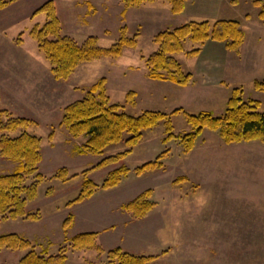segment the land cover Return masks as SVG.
I'll return each mask as SVG.
<instances>
[{
    "label": "rangeland",
    "instance_id": "1",
    "mask_svg": "<svg viewBox=\"0 0 264 264\" xmlns=\"http://www.w3.org/2000/svg\"><path fill=\"white\" fill-rule=\"evenodd\" d=\"M47 1L54 4L62 35L79 44L93 36L100 47H110L119 38L121 28H125L126 38H134L137 43L125 48L118 58L80 63L67 79H56L30 35L34 26L46 22L44 14L34 13ZM227 1L235 5L237 0ZM239 1L237 8L222 3L214 9L192 11L193 15L189 10L173 15L167 0L131 6L124 15L122 0H14L0 9V36L7 30L12 35L7 43L23 46V51L19 48L9 58L26 63V68L20 66L13 73L5 68L0 72L5 79L0 80V109L35 123L26 131L41 138V160L36 172L26 178V185L33 184L37 174L43 177L35 198L25 207L37 219L0 215V235L17 234L28 240L36 253L45 249L47 255H56L66 247L65 264H107V252L116 247L155 257L148 264H264V143L224 144L216 132L205 129L187 153L179 138L165 140L164 123L160 121L144 130L132 149L122 140L98 155L79 154L77 147L83 146L87 137H72L61 124L63 109L83 98L100 79L105 80L110 104L121 105L131 115L146 110L166 113L175 136L188 133L191 126L182 113L172 112L181 109L192 114L207 111L221 115L235 87L242 90L243 99L260 102L259 110L263 111L264 91H256L253 82L264 79L260 68L263 55L256 47L257 39L264 35L252 30V26L246 28L243 60L233 52L227 58L224 72L231 81L227 79L223 87L208 85L199 76L187 88L152 80L144 65V58L156 50L153 38L160 31L189 21H214L213 18L240 23L244 14L258 20L254 0L249 4ZM194 46L187 40L185 52ZM2 47L5 52V44ZM185 52L174 56L182 70L191 73L196 62ZM0 57L6 59L2 53ZM244 63L254 68L251 74L243 71ZM128 92L134 96L127 99ZM129 149L131 152L117 163L92 170L102 160ZM163 152L161 169L139 176L134 173L136 167L154 161ZM122 165L129 173L119 185L107 190L97 188L89 199L68 206L82 187L83 172L87 171V178L100 186L108 172ZM17 167L16 161L0 156V175L13 173ZM59 169L65 170L64 180L54 178ZM179 177L183 179L174 183ZM146 190H151L149 199L154 207L144 217L133 218L122 210V205ZM69 214L72 223L64 231L62 224ZM85 232L96 235L94 246L73 249L65 242ZM3 252L9 258H0V264H18L26 253L7 249L0 251Z\"/></svg>",
    "mask_w": 264,
    "mask_h": 264
},
{
    "label": "trees",
    "instance_id": "2",
    "mask_svg": "<svg viewBox=\"0 0 264 264\" xmlns=\"http://www.w3.org/2000/svg\"><path fill=\"white\" fill-rule=\"evenodd\" d=\"M14 0H0V9ZM154 0H122L124 9L122 14L131 7L143 2ZM171 6V13L181 14L184 11L185 0H167ZM253 6L258 8L257 18L264 23V1L254 0ZM44 14L46 22L42 26H34L30 35L35 40L40 52L51 65V72L56 79L65 80L73 70L83 62H89L100 58H118L125 48L136 45V39L126 38L125 28L120 29L119 38L110 47L103 48L97 44V38L90 36L83 43L75 42L71 37L62 35L60 23L55 14L52 1L41 5L36 14ZM248 17V15H246ZM190 40L195 46L189 51L184 50V44ZM209 40L224 43L229 52L239 53L244 43L245 33L242 24L237 20H201L189 21L181 26L160 31L153 38L156 50L144 58L147 76L156 81L173 83L176 86L187 87L193 78L190 72H184L175 54L185 52L190 58L197 57L201 48ZM256 91H264V79L254 81ZM105 80L100 79L91 85L83 98L74 101L62 111V122L72 137L84 135L87 141L83 146L77 147L79 154H101L111 144L124 140L131 149L142 137V132L150 129L162 121L164 123L166 139L177 137L180 139L185 152H190L195 142L201 137L203 130L216 132L225 144L249 143L250 141L264 143V110H259L260 102L252 99H243L240 88L232 89L225 106L224 113L214 115L207 111L192 114L177 109L172 114L182 113L185 121L191 126V130L184 135L172 134V122L170 116L159 111L146 110L139 115H131L122 110L118 104H110L105 93ZM134 96L128 92L126 98ZM4 121H2V119ZM35 125L32 120L24 117L13 116L10 112L0 109V156L16 161L18 167L15 172L0 175V215L3 218H25L35 220L37 216L25 210L28 201L36 196L38 184L43 180L39 174L36 181L27 186L26 178L33 175L41 160L40 137L30 134L26 129ZM18 132L17 136L10 137L7 134ZM127 137H126V136ZM131 150L102 160L93 169L105 167V165L117 163ZM164 152L155 157L154 161L146 162L134 169L136 175L148 171L159 170L163 167L160 161ZM129 170L124 165L108 172L100 186L87 178V171L82 187L78 195L68 203H74L89 199L97 188L107 190L119 185L128 176ZM65 170L59 169L54 178L64 180ZM177 178L174 183L182 180ZM151 190H146L132 201L122 205V210L130 213L133 218L144 217L153 207L150 201ZM72 215L69 214L63 221L64 231L72 223ZM96 235L94 233H80L65 239L73 249L94 246ZM23 250L25 255L18 264H65L68 248H60L56 255H47L44 249L36 253L34 246L28 240L17 234L0 235V251ZM155 257L135 255L122 250L120 247L111 249L106 254L107 264H148Z\"/></svg>",
    "mask_w": 264,
    "mask_h": 264
},
{
    "label": "crops",
    "instance_id": "3",
    "mask_svg": "<svg viewBox=\"0 0 264 264\" xmlns=\"http://www.w3.org/2000/svg\"><path fill=\"white\" fill-rule=\"evenodd\" d=\"M244 1L249 4L250 1H252V0H244ZM228 2L229 1H227V0H223V1L222 0H185L184 1V3H185L184 11L181 14H184V12L189 10V11H191L190 14L193 15L192 11L194 12L196 10L214 9L219 4H222V3H224L226 5L229 4V6L232 5L231 7L237 8L240 6V3H241L239 0L236 1L235 5L230 4ZM248 6L250 7V5H248ZM27 7L31 8V6H28V5H27ZM27 11H28V9H27ZM181 14H179V15H181ZM245 15L246 14H244L242 19L240 20V23L242 24L243 30L245 33V41L242 44V46L240 47L241 49H240L239 54L236 53L238 55V58H240L241 60H243L241 57H242L243 50L245 49L244 48L245 44H246L247 39H248L246 28L248 26H250V27L252 26V30L256 31L257 33L261 32V34L264 35V23H262L258 18H257L258 20H256V19L252 20L251 17H245ZM213 19L215 20L216 18H213ZM222 19H224V18H222ZM228 20H232V19L229 18ZM250 22H252V23L250 24ZM6 31H4L3 34H1V36H0V56H1V53L6 56V59L0 57V72H2L5 68V70H9L10 72L12 71V73H13V70H16L20 66L23 68H26V63L25 62H19L16 60L13 61V59L9 58V56L12 55V54H10L11 52L15 53V52L19 51L18 50L19 48H20V50L23 51V46L17 47V46L9 45L7 43V41H9V39L12 38V35H11V33H6ZM3 44H5V47H6L5 52H4L3 47H2ZM256 47H257V51L259 53H262V55H263V57H262L263 64L260 66V68H262L261 70L264 72V36L257 39ZM23 53L27 54L25 51ZM233 53L227 51V49H225V47H224V43H222V42L220 43V42H216V41H212V40H209L208 42H206L204 44V46L201 48L200 54L197 57L193 58L194 61L196 62V66H195V69L191 72V74H193L192 81H195V78L198 76L201 79V81H204L208 85L213 84V85L222 86L223 83L226 84V81H229V80L231 81V79H229V77L227 76L226 72H224V70L226 69V66L228 63V60H227L228 56H232ZM244 70L248 71L249 74H251L253 72L254 68L251 67L249 69L248 64L244 63L243 71ZM5 76H7V73ZM1 78L3 80H5L4 77L0 75V80H1ZM227 79H229V80H227ZM252 81H254V79ZM193 85H194V83L192 84V86ZM187 87H188V85H187ZM187 87H185V88H187ZM8 255L9 254L7 252L0 253V258L5 260L6 258H9V257H7Z\"/></svg>",
    "mask_w": 264,
    "mask_h": 264
}]
</instances>
